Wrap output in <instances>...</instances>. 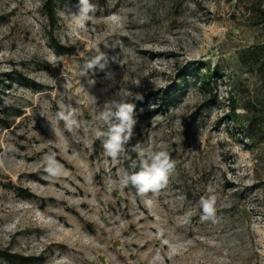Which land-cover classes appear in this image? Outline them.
Here are the masks:
<instances>
[{
  "label": "rangeland",
  "instance_id": "rangeland-1",
  "mask_svg": "<svg viewBox=\"0 0 264 264\" xmlns=\"http://www.w3.org/2000/svg\"><path fill=\"white\" fill-rule=\"evenodd\" d=\"M92 2L81 29L78 0H54L52 28L44 0H0V264H264V57L240 62L264 45V0ZM97 50L117 57L116 84L81 73ZM195 69L214 74L209 90ZM120 87L143 97L128 147L175 161L156 193L122 189V156L95 136ZM66 105L73 132L57 119ZM210 194L216 222L200 219Z\"/></svg>",
  "mask_w": 264,
  "mask_h": 264
},
{
  "label": "clouds",
  "instance_id": "clouds-1",
  "mask_svg": "<svg viewBox=\"0 0 264 264\" xmlns=\"http://www.w3.org/2000/svg\"><path fill=\"white\" fill-rule=\"evenodd\" d=\"M97 5L92 0H78L77 11L72 13L75 24L85 29L93 20L97 12ZM111 61H116L117 57H109L107 53L97 50L93 55L87 57L81 66V73H95L101 71L105 73V79L116 84L115 73L109 69ZM95 84V81H89ZM132 99L142 100L139 93H132L126 89L119 88L117 95L107 100L99 110L98 119L103 121L107 130L96 129L95 136L102 141V146L107 157L114 163L118 162L121 156L127 157L130 140L134 135V127L137 124L135 116V105ZM97 98L93 97L95 103ZM57 119L64 122L65 128L73 132L79 128L76 118V109L72 105L62 106V110L57 113ZM136 153L137 159L132 160V171L122 170L119 184L123 189L132 186L140 196L148 193H156L167 186L169 178L175 171V161L166 149L154 151L140 142H137L130 149ZM48 171L52 175H57L62 170V165L56 161L53 155L46 157ZM217 196L210 194L202 196L199 206L202 211L200 219L202 221H217ZM191 213L185 214V223L190 222Z\"/></svg>",
  "mask_w": 264,
  "mask_h": 264
},
{
  "label": "trees",
  "instance_id": "trees-1",
  "mask_svg": "<svg viewBox=\"0 0 264 264\" xmlns=\"http://www.w3.org/2000/svg\"><path fill=\"white\" fill-rule=\"evenodd\" d=\"M229 1H233V0H229ZM53 2L54 0H44L43 3V9H44V15L49 23V27H53L55 24V11L53 8ZM257 12L259 13L260 16V21H264V10H260L257 9ZM53 46L55 48V50L58 53H63V51L65 50L63 47H61L60 45H58L56 42L53 43ZM258 56H262L264 57V45L262 46H256L253 47L250 51H247L245 53H243L240 57V62L243 63L244 65L249 64V66L255 65L256 62L258 61V59H256ZM194 73L196 74V78L199 80L200 85L202 86V88L209 90L210 89V80L212 78V76L214 75L213 73H205V74H201L199 73L196 69L194 70ZM215 73V71H214ZM262 90H264V83H262ZM165 94H161L159 96L160 99H162V101H164L165 98ZM135 105L136 101L131 102ZM229 104H230V109H231V122H235L239 117H235L234 115V100L233 98L229 99ZM247 130V129H245ZM250 139V138H249ZM128 154L127 157L122 156V170H128V171H132L131 169V163L132 160H136L137 159V155L134 152H131L130 149L131 147H128ZM135 191V189H134ZM134 196H136V192H134Z\"/></svg>",
  "mask_w": 264,
  "mask_h": 264
}]
</instances>
